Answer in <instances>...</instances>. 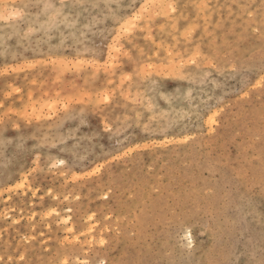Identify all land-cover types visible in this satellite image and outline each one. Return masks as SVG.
<instances>
[{
	"label": "rangeland",
	"instance_id": "374dc122",
	"mask_svg": "<svg viewBox=\"0 0 264 264\" xmlns=\"http://www.w3.org/2000/svg\"><path fill=\"white\" fill-rule=\"evenodd\" d=\"M0 264H264V0H0Z\"/></svg>",
	"mask_w": 264,
	"mask_h": 264
},
{
	"label": "bare ground",
	"instance_id": "6f19581e",
	"mask_svg": "<svg viewBox=\"0 0 264 264\" xmlns=\"http://www.w3.org/2000/svg\"><path fill=\"white\" fill-rule=\"evenodd\" d=\"M67 222V221H66Z\"/></svg>",
	"mask_w": 264,
	"mask_h": 264
}]
</instances>
